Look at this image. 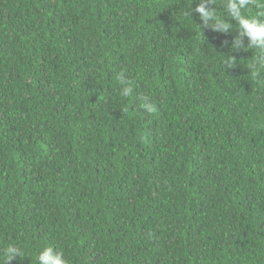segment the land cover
I'll list each match as a JSON object with an SVG mask.
<instances>
[{
    "label": "trees",
    "instance_id": "trees-1",
    "mask_svg": "<svg viewBox=\"0 0 264 264\" xmlns=\"http://www.w3.org/2000/svg\"><path fill=\"white\" fill-rule=\"evenodd\" d=\"M0 264H264V0H0Z\"/></svg>",
    "mask_w": 264,
    "mask_h": 264
}]
</instances>
